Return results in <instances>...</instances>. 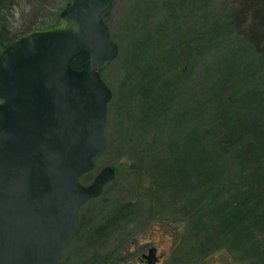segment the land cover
I'll return each mask as SVG.
<instances>
[{
  "label": "rangeland",
  "instance_id": "1",
  "mask_svg": "<svg viewBox=\"0 0 264 264\" xmlns=\"http://www.w3.org/2000/svg\"><path fill=\"white\" fill-rule=\"evenodd\" d=\"M31 1L14 0L9 19L15 30H23V26L30 20L28 14L33 10ZM230 1L115 0L103 15L112 38L120 46L117 59L102 71L105 72L102 74L103 79L113 92L105 128L108 147L96 158L95 170L85 175L81 181L84 185L91 184L105 166L114 167L116 176L106 185L99 198L89 201L81 208L78 232L72 244L64 251L59 264H142L138 257L152 246L157 247L162 254L160 264H220L222 258L232 259L237 264H264V230L257 233L259 245L255 253L238 254L236 260L231 254L234 245L228 234L223 238L222 246L216 248L215 255L210 258L175 257L185 234L179 231L181 221L187 219L194 223L199 212L178 211L174 214L168 207L164 209L156 206L154 197L150 204V209L153 207L154 211L144 223L131 217L118 222L105 237L88 235L117 204H140L153 192L154 180L150 165L152 156L155 155L148 154V150L160 144L155 143L158 135L164 139L167 155L175 159L183 156L188 138L195 131L198 135L200 132L210 131L201 138L200 144L203 147L217 143L215 122L221 109L218 98L222 92L228 93L229 90L230 95L236 97L237 107L231 113H238L244 108L248 114L241 115V122L250 131L253 130L248 140L243 138L238 143L240 139L234 138V144L239 145L237 148L250 149L255 138L259 141L262 137L260 132L264 131V107L251 108L253 105L249 103L250 100L241 98L249 91L255 93L264 86V52L256 54L251 51L239 63L225 66L219 60L221 47L214 48L216 33L213 30L211 10H218L225 23L229 17ZM67 2L68 0H58L56 4L49 6L47 12L59 10ZM46 21L48 23L49 19ZM165 27L167 40L164 39V45L169 44L165 51L173 43L178 47L180 41L185 39L181 44L182 48L177 49V59L182 60L180 77L183 87L175 107L169 113L170 121H161V118L156 123L149 115L143 117L138 113L141 109L147 110L150 104H144L139 95L131 93L130 89L137 76L135 78L134 72L132 74L129 71V57L133 58L143 38L153 33L163 34ZM167 69H170L169 64ZM259 72L263 73L262 77L257 74ZM130 75L131 80L127 81L126 78ZM239 78H243L240 85L243 89L237 90V95L231 91L230 86ZM127 92H130V96L126 95ZM228 113L229 110L226 111ZM245 164L237 155L221 164L218 182L211 193H208L206 206L222 202L230 196V191L242 183L244 171L249 168L248 163ZM107 254L110 255L105 257Z\"/></svg>",
  "mask_w": 264,
  "mask_h": 264
},
{
  "label": "water",
  "instance_id": "2",
  "mask_svg": "<svg viewBox=\"0 0 264 264\" xmlns=\"http://www.w3.org/2000/svg\"><path fill=\"white\" fill-rule=\"evenodd\" d=\"M114 1L68 0L54 25L0 53V264H59L81 208L116 176L105 166L91 184L81 181L108 147L113 92L101 72L120 46L103 15ZM157 251L138 261L158 264Z\"/></svg>",
  "mask_w": 264,
  "mask_h": 264
},
{
  "label": "trees",
  "instance_id": "3",
  "mask_svg": "<svg viewBox=\"0 0 264 264\" xmlns=\"http://www.w3.org/2000/svg\"><path fill=\"white\" fill-rule=\"evenodd\" d=\"M13 2L14 0H0V52L20 35L54 25L66 7L63 6L55 12H47L49 6H53L58 0H32L33 10L28 14L30 20L23 26V30L17 31L9 19ZM229 10V17L225 23H223V15L218 10H211L213 30L216 33L214 48L221 47L219 60L224 62L221 64L225 66L239 63L251 51L256 54L264 52V0H231ZM46 19H49V24ZM165 31H167L166 27L163 34L153 33L143 38L133 58L129 57V71L132 74L134 72L135 78L137 76L136 82L133 77L135 83L130 81L133 83L131 93L139 95L144 104H150L147 110L141 109L138 113L143 117L149 115L156 123L161 118V121L163 119L170 121L169 113L175 107L176 99L181 95L180 90L183 87L180 77L182 60L177 59V49L185 39L180 41L178 47L173 43L171 48L165 51L169 45H164V39L167 40ZM87 60L88 55L83 53L71 63L79 69ZM168 64L170 69H167ZM257 74L262 77L263 73ZM131 75L127 76V81L131 80ZM242 80L243 78H239L230 86L231 91L237 95V90L243 89L240 86ZM249 92L241 99L250 100L249 103L253 105L251 108L264 107V86L255 93ZM126 95L130 96V92ZM219 96L221 109L215 122L217 143L203 147L200 144L201 138L210 131L200 132V135L195 131L188 138L183 156L175 159L167 155V149L163 145L164 139L158 135L155 143L160 144L148 150V154L155 155L152 156L150 165L154 180L153 192L143 203L117 204L100 224L88 232L89 236L105 237L118 222L131 217L144 223L148 215L154 211L153 207L150 209L154 197L156 206L164 209L168 207V210L175 212L174 214L178 211L199 212L196 222L191 223L187 219L181 221L179 231L185 234L180 248L174 254L175 257L180 255L182 258H210L215 255L216 248L222 246L226 234L233 240L234 251L229 252L234 259L241 253H255L259 245L257 233L264 230V131L260 132L262 137L259 141L257 137L255 138L250 149L237 148L239 145L234 144L235 139H240L238 143L243 138L248 140V136L253 131L241 122L243 121L241 115L248 112L241 107L243 110L231 113L234 107H237V102H235L236 97L231 96L229 90L228 93L222 92ZM227 110H229L228 114H226ZM221 143L224 145L222 146ZM236 155L242 159L243 164L249 165L244 171L242 183L236 185L224 201L206 206L208 193H211L218 182L221 164L230 161ZM108 255L110 254L105 257ZM220 264H237V262L222 258Z\"/></svg>",
  "mask_w": 264,
  "mask_h": 264
},
{
  "label": "flooded vegetation",
  "instance_id": "4",
  "mask_svg": "<svg viewBox=\"0 0 264 264\" xmlns=\"http://www.w3.org/2000/svg\"><path fill=\"white\" fill-rule=\"evenodd\" d=\"M152 247H153V246H152ZM152 247H151V248H152ZM156 248H157V247H156ZM157 250H158V248H157ZM148 251H149V250H148ZM148 251H147V252H144V253H142V254H147ZM142 254H141V255H142ZM157 255L161 258L160 261H159V263H158V264H160V262H161V260H162L163 257H162V254L159 252V250L157 251ZM139 257H140V256H139ZM139 257H138V258H139ZM142 264H144V263H142Z\"/></svg>",
  "mask_w": 264,
  "mask_h": 264
}]
</instances>
